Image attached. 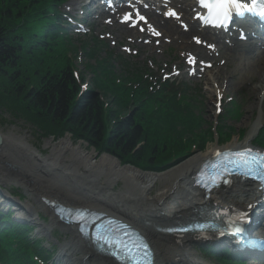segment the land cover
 I'll use <instances>...</instances> for the list:
<instances>
[{
  "label": "bare ground",
  "instance_id": "obj_1",
  "mask_svg": "<svg viewBox=\"0 0 264 264\" xmlns=\"http://www.w3.org/2000/svg\"><path fill=\"white\" fill-rule=\"evenodd\" d=\"M183 11L188 16L187 10ZM150 21L158 29L161 41L166 38L182 40L181 44L190 49L188 52L192 53L189 56L194 61H197V57L206 56L218 61L215 52L208 50V46L215 47L224 61L220 64L219 73L208 78L210 84L218 86L212 91V96H219L225 88L233 86L231 82H226L228 77L239 87L253 85L256 81L259 84L264 82V48L257 49L243 43H234V48L230 49L224 45L222 39L215 38L216 35L197 32L195 25H192L191 32L186 33L179 30L174 23L155 14L151 15ZM192 33L199 37L197 46L192 40ZM256 90L260 92L259 100L264 101V85ZM249 103H252L251 98ZM263 123L264 112L251 127L244 142L231 143L224 149L234 150L250 146L251 139L257 136ZM32 145L28 138L15 135L14 132H0V208L17 209V217L33 225L36 228L35 234L47 240L49 245L57 243L60 238L58 235L54 236L55 240L51 237L54 227L65 231L68 237L58 244L61 247L59 264L61 261L64 264L112 262L84 240L75 225L64 224L58 216L52 214L42 198L65 206L103 211L124 220L147 238L157 257L163 255V244L176 243L183 239L186 253L194 258L197 254L193 250V244H189V237H194L190 235L191 232L183 234L181 238H169L158 228L198 219L201 209H205L206 213L218 207L241 211L257 202V185H248L235 178L229 179L220 190L207 196L193 186V174L214 153L224 150L220 147L213 146L178 166L170 167L162 174H156L133 166H122L113 155L105 154L96 158L94 151L84 149V143L74 144L70 138L47 141L44 145V150H49L47 154ZM118 181L123 182L122 189L114 188ZM14 186L29 193L31 201L19 200L13 192L16 191ZM154 188L157 191L153 194ZM260 202L261 208L255 221L264 220V201ZM38 211H46L49 214L45 215L49 218L48 221L42 220ZM24 232H30L29 228H24Z\"/></svg>",
  "mask_w": 264,
  "mask_h": 264
},
{
  "label": "trees",
  "instance_id": "obj_2",
  "mask_svg": "<svg viewBox=\"0 0 264 264\" xmlns=\"http://www.w3.org/2000/svg\"><path fill=\"white\" fill-rule=\"evenodd\" d=\"M42 2L47 5L44 13L48 14V11L53 9L54 0H10L9 6L1 5L0 0V71L3 70L0 74H4L5 68L10 70L22 68L30 60H33V63L26 67L31 73L38 67L40 69L51 67L45 51L33 53L26 49L27 41L24 44L20 33L17 32L25 21V14L30 13V8H34L35 4ZM18 17H21V21ZM54 33L58 34L57 31ZM42 38L45 39L41 42L43 46L51 44L52 38L47 40L46 30ZM21 46L27 51L22 52ZM22 54L24 58H19ZM9 65L10 67H7ZM142 80L138 75L130 74L123 80L122 86L114 90L106 87L104 92L115 98L107 108L99 93L95 91L82 93L72 70L64 68L60 73L42 75L40 79L38 78L36 88L26 89L23 93L9 86L1 91L0 104L12 110V104H5L2 100L7 93L14 100H21L19 102L23 112L31 111L37 116H46V120L50 116L54 126L66 128L68 133H78L90 146L101 150V145L106 152L143 170L161 171L172 163L173 157L183 153L184 140L189 138L190 142L194 141L191 134L197 127L190 116L191 106L186 103L189 92L179 87H174L170 94L157 101L153 100L167 112L149 114L148 110L141 111L137 103L136 106L140 110L138 113L130 116L121 115L118 107L125 105L129 98L137 99L140 104L141 99L152 98L153 92ZM131 91L133 96H129ZM156 117L159 118V123L154 124ZM175 121L181 122L183 128L179 126L176 129L173 125ZM38 127L46 133L50 132L52 136L58 135L60 131V129L52 131L45 124ZM194 135L197 136L196 133ZM58 137L61 136H56Z\"/></svg>",
  "mask_w": 264,
  "mask_h": 264
},
{
  "label": "rangeland",
  "instance_id": "obj_3",
  "mask_svg": "<svg viewBox=\"0 0 264 264\" xmlns=\"http://www.w3.org/2000/svg\"><path fill=\"white\" fill-rule=\"evenodd\" d=\"M3 4H6L7 6H9L10 0H1V5H3ZM74 4H72L73 9L78 7V6L74 7L73 6ZM73 15L74 14L72 13V16ZM18 18H19V20L21 19V17H18ZM20 21L18 22V24L20 23ZM96 23H98V22H96ZM98 24L100 25L98 27L99 31L94 32V33L98 34L99 36L102 35L103 37H105L107 33H110L111 31H117L118 30L117 25H114L113 27H108L102 23H98ZM84 37L89 38L90 36L86 32V35H84ZM128 39L129 40H127L126 38H120V39L116 38V40H114V41L117 43V46L112 45V44H110V45L116 51L124 52L126 56L131 55V57L137 58L138 59L137 63H139V64H143V63H146L148 61L156 62L157 64L155 66L157 67V70H155V72H157L159 74L160 73L165 74L166 72H164V70H167V72H170V70H172L171 66H173V65L184 66V60L177 58V56H180V54L182 52H180L179 49H177V47H175V46L170 47L167 45H160V47H156L154 44L151 46H144V37H141L139 40L135 41V44L130 43L131 38H128ZM76 41H78V40H76ZM58 49H59V51H62L63 56H66V57H68L69 60H71V63L73 64L75 69H77L78 73H83L85 75L86 83H88V85H86V87H88V90H93V88H94V90L97 93L99 90L102 94L105 95V97L107 99H109V97H110L109 93L105 94V92H104L106 89L104 84L102 85V83H98L96 85L94 83V81L97 78H95L93 80L94 73L90 72L89 67H87V66H91L87 62L89 57L85 56L84 54H82V52L80 50L77 49V43L76 42L75 43H68V44L65 43V46L63 49H62L61 45L58 47ZM128 51H131V54H128ZM135 51H137L138 54L134 55ZM19 58H24V55L22 54V56H19ZM32 63H33V60H30L28 62V64H26V66L28 67ZM13 66H15L14 63H13ZM26 66H24L22 68L20 67L16 70H14V69L10 70L9 68H5L4 74H0V95H1V91L9 88V86L10 87L13 86V87L17 88L20 91V93L25 92L26 89L36 88V86L38 84V82H37L38 78L40 79V77H42V75H46L47 73L48 74L60 73L63 70V69H60L58 71L49 72V70L46 68L40 69L38 67V68H36L35 72L32 71V73H31V72H29V70L27 69ZM167 66H168V68H167ZM7 67H10V65ZM116 72L118 75L123 74V72L117 68H116ZM217 72H219L217 70V68L213 67L212 69H210L209 72L207 71L206 74L202 78L194 77L191 79V78L187 77V79L196 88L199 87L200 85L204 88V93L198 94L201 96V98L199 97L200 102H198V104H196V105L200 106L201 110L203 111L202 115H203L205 120L203 121V123H200V124H197V122H195L197 129H194L193 132H200V129H202V131H203L204 127H205V129L209 128V126L214 124L215 122H217V120H219V119L223 120L225 122L226 128L227 129L229 128L230 130H232L230 139L223 145L225 147V146H228L234 142L242 143L247 139L251 127L257 122V119L260 117L261 113L264 112V101L259 100V97H258L259 92H257L256 89L248 91L246 86L241 87L239 89V87H238L239 85H237V84L231 86L229 89H224L219 100H218L217 96L212 97V94L210 93L211 90L209 91L208 76L210 73L215 74ZM0 73H3V70L0 71ZM34 75L38 78H35ZM183 78L186 79L185 75L179 76V79H183ZM256 87H259V85L256 84V86L254 88H256ZM249 98H251L252 103H249ZM2 100L4 101L5 104H8V105L12 104V110L9 109L6 105L0 104V132H2V133L14 132L15 135L28 138V140L31 143H33L32 146L36 147L41 152H44V154L49 153V150H44V145L47 141H49V140L58 141V140L63 139V138H70L71 142H73L74 144L84 143L85 144L84 149H86L88 151H94L96 158L97 157L100 158L101 156L108 154V152H106L102 148L101 145H100L101 150H99L98 147L90 146V144L86 140L79 137L78 133H74V134L68 133L66 128L61 129V127H59V126H54V123H51L53 121H52V118L50 116H48V120H46L45 119L46 116H41V115L37 116L34 113H32L31 111H27V113L23 112L22 105H20V102H21L20 99H18L20 102L16 101L12 97H10L7 93H5L4 96L2 97ZM229 100L234 102L233 104H235L236 111L240 112V113L235 114L234 112H231L227 115H223V116L220 115V110L222 108H224V110L226 109V107H227L226 104ZM120 107H122V108H120ZM118 108H119L118 112L121 115H124L127 110L131 114L137 113V111L131 107L125 108L124 106H119ZM37 121H40V123L41 122H43V123L40 124ZM44 124L47 126V128H51L52 131L60 129V131L58 130L59 133L56 136H61V137L54 139L52 137V135L50 134V132L46 133V132L39 130V128L37 126H41ZM173 125L175 126L176 129H178L179 126H181V128H183L181 122H179V121L173 122ZM49 137H52V138H49ZM255 137H253L251 139L252 144L254 143ZM211 138H212V136H210V139ZM216 145L217 144L215 142L214 143H208L207 146L205 147L204 151H206L210 147H213ZM197 154H199V153H197ZM108 155H110V154H108ZM194 155H196V153ZM193 156H190V158ZM116 158H118V157H116ZM190 158L181 159L178 162V164H182L183 162H185L186 160H188ZM118 159L122 162L121 163L122 166H131V165H126L127 163L123 162L122 159H120V158H118ZM178 164L176 166H178ZM152 173L162 174L164 172H152ZM122 187H123V182H121V181H118L116 183V185H114L115 189H122ZM14 188H15L16 192L21 196L20 199L22 201H25V200L31 201V197H30L29 193L24 192L21 188H17L15 186H14ZM156 191H157V189L154 188L153 194ZM2 209L7 210L6 208H2ZM38 215H41V217L42 216L45 217L47 219V221L49 219L48 217H46L49 215L46 211H38ZM13 219L20 222V219H18V218L16 219L15 216H13ZM31 227H34V226L32 225ZM35 230H36V228L34 227V229H32V231H31L30 236L34 239H37V240L40 239V241H42L43 245L46 246V248H47V246H49V249L52 250V252L54 253V260H52L53 264H59L57 261L60 260V258H59L60 253L59 252L61 251V247L58 244H60L64 239H66L68 237V234H66L65 231H63L61 228L54 227L53 231L51 233L52 234L51 237L53 238L55 235H58V234H62V235H58L60 237L59 241H57V243L53 244L54 246L53 245L50 246L49 243L47 242V240H45L43 238H39L35 234ZM55 237H54V240H55ZM51 247H54V248H51ZM61 262H62L61 264H64L63 261H61Z\"/></svg>",
  "mask_w": 264,
  "mask_h": 264
},
{
  "label": "snow or ice",
  "instance_id": "obj_4",
  "mask_svg": "<svg viewBox=\"0 0 264 264\" xmlns=\"http://www.w3.org/2000/svg\"><path fill=\"white\" fill-rule=\"evenodd\" d=\"M201 6L208 10L210 17H213L218 23L215 26H219L228 19L229 10L231 8H240L238 0H200ZM169 15H175L174 12H170ZM143 19V17H141ZM158 35V33H157Z\"/></svg>",
  "mask_w": 264,
  "mask_h": 264
}]
</instances>
